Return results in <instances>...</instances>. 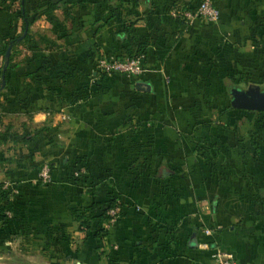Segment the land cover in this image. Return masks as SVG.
Instances as JSON below:
<instances>
[{
    "label": "crops",
    "instance_id": "0c3cea01",
    "mask_svg": "<svg viewBox=\"0 0 264 264\" xmlns=\"http://www.w3.org/2000/svg\"><path fill=\"white\" fill-rule=\"evenodd\" d=\"M8 2L0 0V133L28 140L0 142L12 217L0 235L72 243L86 264H213L216 249L264 264V109L247 94L264 93V0H212L218 20L189 24L170 11L199 0L127 2L124 40L89 4L73 22L61 9L56 24L42 15L24 34ZM144 41L140 74L95 69L100 53ZM45 163L47 183L38 178ZM76 163L94 195L72 181ZM110 192L122 207L108 233L80 230L74 212L88 214Z\"/></svg>",
    "mask_w": 264,
    "mask_h": 264
},
{
    "label": "trees",
    "instance_id": "16d2710c",
    "mask_svg": "<svg viewBox=\"0 0 264 264\" xmlns=\"http://www.w3.org/2000/svg\"><path fill=\"white\" fill-rule=\"evenodd\" d=\"M7 1V0H4ZM29 0H9L6 5L8 8L12 9L14 13H17L18 16L23 20L22 29L24 30L25 23L28 26L37 18H40L42 15H45L49 21H53L54 24L57 22V18L54 16L53 11L56 9H61L64 12V16L66 19H70L71 22L75 20V11L83 10V7L86 4L92 5L93 9L106 10L107 13L110 14V18L114 20V32L119 37L122 36L124 40V36L129 33L130 29L133 26V21L124 20V16L122 15V10H124V3H133L137 4L138 0H36L37 4L35 6V10L30 14L26 10V6ZM174 10L177 9H190L187 7H173ZM172 10V9H171ZM192 10V9H191ZM171 12V11H170ZM179 22L184 23L183 19L179 16H174ZM56 26V25H55ZM63 30V27L61 25ZM22 30V32H23ZM31 35L28 33L22 37V33H20L16 38L13 39L12 44L27 41ZM20 38V40H19ZM124 49V45H123ZM146 43H136L134 45H130L125 48V54L118 55L116 57H138L143 56L145 54ZM4 56V53H2ZM5 58V56H4ZM97 59V58H96ZM96 59L94 60V66L96 63ZM144 66V65H143ZM96 69V67H95ZM8 71V68L6 72ZM98 72V71H97ZM100 73V72H99ZM105 76L106 74L100 73ZM5 139H11L14 141H26L28 140V134H13L10 132L0 133V142ZM2 152L0 151V160H1ZM82 160V159H81ZM80 160V161H81ZM83 165L76 163L74 165V169L71 173V179L75 183L83 182L87 186H89L88 191L94 195V182L89 181L86 174L79 173L78 175L75 172H80ZM41 168V167H40ZM50 168L52 169L51 165ZM85 168V167H84ZM86 169V168H85ZM39 171V170H38ZM9 188H3L2 182H0V226H7L11 222V216L7 213L9 212ZM118 205L120 208L122 204L118 202L117 194L110 192L106 193L104 198H95L93 202L88 206L86 210H88V214H79L75 213V219L79 222L80 230L93 231V235L95 238L101 236V225L108 219L107 211L113 207ZM121 210V209H120ZM94 227V228H92Z\"/></svg>",
    "mask_w": 264,
    "mask_h": 264
},
{
    "label": "built area",
    "instance_id": "2783aa9c",
    "mask_svg": "<svg viewBox=\"0 0 264 264\" xmlns=\"http://www.w3.org/2000/svg\"><path fill=\"white\" fill-rule=\"evenodd\" d=\"M173 16H179L183 19L184 23H192L196 19H200L207 23H214L218 20L219 11L213 5L212 0H199L195 9H177L171 10ZM96 70L100 73L111 75L113 73H120L127 77L138 75L143 70V56L138 57H110L103 53H100L95 63ZM82 173V172H81ZM76 175L79 172H75ZM38 178L41 182L47 183L51 180V168L50 165L45 163L38 171ZM3 188H8L9 183L7 181L2 182ZM120 207H115L107 211L108 219L105 220V227H110L120 214ZM9 214V212H7ZM205 234H210V229L204 230ZM213 264H241L236 261L233 255L227 251L216 249L212 255Z\"/></svg>",
    "mask_w": 264,
    "mask_h": 264
},
{
    "label": "rangeland",
    "instance_id": "374dc122",
    "mask_svg": "<svg viewBox=\"0 0 264 264\" xmlns=\"http://www.w3.org/2000/svg\"><path fill=\"white\" fill-rule=\"evenodd\" d=\"M108 231L109 227H105L103 223L101 235H106ZM60 241L67 243L65 240ZM73 249L72 243L69 246L65 244L47 246L40 239H36L29 244L14 235L11 237L4 234L0 235V264H86L78 261ZM89 264H104V262L99 260Z\"/></svg>",
    "mask_w": 264,
    "mask_h": 264
},
{
    "label": "water",
    "instance_id": "95a60500",
    "mask_svg": "<svg viewBox=\"0 0 264 264\" xmlns=\"http://www.w3.org/2000/svg\"><path fill=\"white\" fill-rule=\"evenodd\" d=\"M27 29H28V24L26 23V25H25V31H24V34L27 32ZM9 50H10V48H8L7 49V52H6V56L8 57V55H9ZM8 62V61H7ZM6 62V63H7ZM6 67H4V69H5ZM248 93L247 94H249V95H252V96H254L255 98H257V100L255 101V103H254V105H253V107L254 108H257V109H264V93H260L259 91H257V90H251V89H249L248 91H247Z\"/></svg>",
    "mask_w": 264,
    "mask_h": 264
}]
</instances>
